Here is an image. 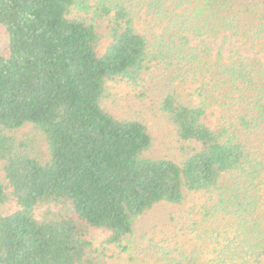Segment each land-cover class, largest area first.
<instances>
[{
  "label": "trees",
  "instance_id": "trees-1",
  "mask_svg": "<svg viewBox=\"0 0 264 264\" xmlns=\"http://www.w3.org/2000/svg\"><path fill=\"white\" fill-rule=\"evenodd\" d=\"M229 1L179 2L180 13L153 0L150 23L166 25L140 32L121 0H0V205L16 204L0 215V264H95L93 232L104 252L121 247L135 220L186 193L239 222L221 264H264V43L255 57L229 51L252 33ZM161 64L182 73L159 107L187 144L180 162L147 158V127L102 106L107 81L136 82ZM25 124L44 135L46 162L8 134ZM41 206L54 209L37 217Z\"/></svg>",
  "mask_w": 264,
  "mask_h": 264
},
{
  "label": "rangeland",
  "instance_id": "rangeland-1",
  "mask_svg": "<svg viewBox=\"0 0 264 264\" xmlns=\"http://www.w3.org/2000/svg\"><path fill=\"white\" fill-rule=\"evenodd\" d=\"M121 1L136 16L137 29L140 32L146 29L162 32L163 25L166 23L157 19V23L161 25L154 24L156 10H153L154 6L151 4L153 0ZM165 1L169 10L179 7L181 13L184 9H188L185 6H176L179 2L180 5H187L185 1L188 2V0ZM230 2L233 5L231 8L240 15L243 31L249 30L250 25L252 33L241 39L240 37L235 39L239 44L231 46L229 51L236 49L245 55L255 57L257 55L252 50L253 44L264 43V0H230ZM215 9L213 6L212 12ZM151 20L154 21L152 22L154 25L150 23ZM99 32L104 34L102 30ZM109 42V39L102 37L98 45V54L101 55L105 51ZM0 55H8V36L1 27ZM260 57L264 60V54ZM170 70L172 69H167L161 64L144 72L142 78L136 82L126 78L107 81L102 106L119 119L137 120L147 127L152 138L151 147L144 154L147 158L180 162L184 155L183 149L187 148V144L176 137L167 121L166 114L159 108L161 99L172 89V85L167 84V79L171 75L175 76L173 84H177L178 76L182 74L179 71L175 72L174 68L172 72ZM180 98L184 103L193 102L182 92H180ZM215 119L216 117L209 111L205 122L214 127L216 126ZM8 134L23 141L31 157L40 162L48 160L45 137L31 125L25 124ZM0 181L4 182L1 162ZM209 205L207 197L203 198L197 194L193 196L188 193L185 194L180 205L157 204L135 220L133 233L126 242L122 243L121 247H109L105 252L102 250L105 234L93 232L94 244L100 250L95 264H221L222 247L230 238L239 236L241 230L238 228L239 222H235L231 217L224 219L222 214H216ZM15 209L16 204L7 201L0 205V215L9 214ZM53 209L41 206L34 213L37 217H42L48 210L53 211ZM242 221H240V226L245 223ZM125 246L127 249H123ZM164 249L168 254L164 252ZM260 251H264V244ZM262 255L264 257L263 253Z\"/></svg>",
  "mask_w": 264,
  "mask_h": 264
}]
</instances>
